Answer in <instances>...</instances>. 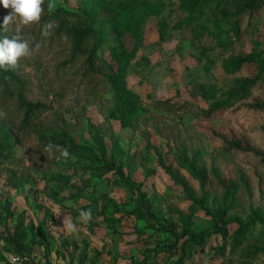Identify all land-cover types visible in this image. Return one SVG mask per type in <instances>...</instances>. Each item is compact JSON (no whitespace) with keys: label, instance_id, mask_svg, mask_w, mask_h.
Returning <instances> with one entry per match:
<instances>
[{"label":"rangeland","instance_id":"rangeland-1","mask_svg":"<svg viewBox=\"0 0 264 264\" xmlns=\"http://www.w3.org/2000/svg\"><path fill=\"white\" fill-rule=\"evenodd\" d=\"M46 1L40 20L22 26L31 55L9 69L19 84L6 88L0 82V124L14 143L6 157L0 155V264L13 256L46 264H175L179 255L168 248L172 238L153 221L127 215L144 211L123 179L145 192L149 209L178 232L187 226L194 235L209 232L186 248L183 264H264L262 225L249 226L237 241L232 235L223 239L158 157L186 180L195 198L202 195L198 181L177 158L185 155L203 167L209 208L221 207L219 176L236 185L230 216L246 222L251 210L264 212V71L244 97L210 117L203 114L226 98L236 80L259 73V64L250 63L226 74L222 63L264 51V0L238 17L237 29L228 4L208 3L188 19L178 0ZM58 6L67 12L66 25L85 26L86 14L95 16L94 71H86L85 54L72 57L68 37L48 20ZM127 6L130 16L114 29V18ZM9 11L0 6V22ZM18 24L10 23L3 34H13ZM19 94L43 107L25 119ZM116 97L136 105L128 127L106 117ZM95 134L119 171H106ZM54 136L92 148L96 159L69 151L64 158L60 146L46 150ZM234 140L256 153L229 148L227 141ZM89 209L91 219L84 221L80 212ZM16 227L21 254L5 239Z\"/></svg>","mask_w":264,"mask_h":264},{"label":"trees","instance_id":"trees-1","mask_svg":"<svg viewBox=\"0 0 264 264\" xmlns=\"http://www.w3.org/2000/svg\"><path fill=\"white\" fill-rule=\"evenodd\" d=\"M260 0H178L179 7L181 10L186 12L188 19H191L196 11H200L206 4L213 3L216 7L222 4H228L230 11L233 16V28H236L238 17L246 11H254L259 4ZM42 5L46 6L47 1L42 0ZM132 9L129 6L120 8L118 14L114 18L113 28L116 29L118 24L130 16ZM67 13L62 7H56V9L47 16L48 20L54 21V30L57 33H64L70 41V49L72 57L77 55H86L84 64L86 65V71H94V61L97 58V48L99 45V39L97 38V32L93 27L95 24V16L92 14H86L87 24L85 26H73L66 25L62 14ZM0 35H4L0 33ZM250 63L259 64V73L252 78L236 80L234 87L227 91L226 98L218 103L213 104L207 111L203 114L206 117H210L214 112L220 110L231 100H235L244 97L249 88L253 87L256 81L259 79L260 73L264 71V51H254L249 54H238L226 58L222 63V69L226 74H234L240 71V69ZM10 69V68H9ZM8 70H0V82L7 84L9 82H17L16 76ZM19 105L24 109L25 119H29L30 115L33 114L34 110H39L43 106L40 103H31L23 99L21 94L18 95ZM158 105H163L166 101L157 102ZM136 105L129 100L122 97H116L112 108L107 113V118L118 121L122 127H128L131 124V120L135 114ZM93 142L96 149V153L100 156V160L104 163L106 171H119L115 165V158L112 153H107V150L101 141L99 135L95 134L93 136ZM13 141L11 139L10 133L0 124V155L6 157L8 153L13 148ZM60 146L63 149L71 152L74 155L84 156L89 159L95 160L97 154L90 147L79 145L74 143L65 137L55 140V136L49 141V145ZM229 148H234L242 151L255 152L249 145L241 144L239 141H227ZM159 157L160 165L163 167L165 172L169 175L170 179L180 185L183 191L186 193L187 198L202 211L204 216L209 217L214 222L213 232L219 234L223 239L229 236H234L235 241L243 238L246 235L247 229L251 225L261 224L263 227V241H264V212L259 209H253L249 212L247 216V221L242 222L239 218L230 216L228 211L234 206L237 189L235 183L227 180L223 177L215 176L216 184L222 189L221 194V207L218 209H211L206 205L205 201V187L207 185L208 173L203 167H199L194 161L189 160L185 155L178 156L177 160L180 165L190 174V176L198 181L201 197L195 198L192 195V191L188 186L185 179L179 176L177 172H174L170 167L165 166L161 162V157ZM123 184L128 187L130 191H133L136 195V202L138 207L144 211V213L139 212V210L127 211V215H133L136 218H143L148 221H153L154 224L159 225L157 228L160 232L168 235L172 238V244L169 248L170 252L177 253L179 258L175 264H183V257L186 252V248L190 246H195L202 242L205 235H209L208 231H204L199 235H194L188 230V226L178 232L173 226L161 221L153 211L149 209L148 202L146 200L145 192L141 191L139 187H135L133 183L128 182L123 179ZM15 234L6 236V240H11L15 242L16 248L15 252L17 254L22 253V244L17 241ZM181 238H184L180 245H178ZM145 262H136L134 264H143ZM5 264H10L6 262ZM82 264V262H79Z\"/></svg>","mask_w":264,"mask_h":264},{"label":"clouds","instance_id":"clouds-1","mask_svg":"<svg viewBox=\"0 0 264 264\" xmlns=\"http://www.w3.org/2000/svg\"><path fill=\"white\" fill-rule=\"evenodd\" d=\"M42 0H0V6L5 9H10L7 15L3 17L0 22V33L8 31V25L15 21H19V24L15 27L14 33L11 35H0V70H8L17 64V61L21 57L31 55L29 43L22 39L23 27L29 25L32 22H38L40 20L42 8ZM52 25H44L43 35H48V29ZM53 146L50 144L47 149H51ZM59 147V146H57ZM60 155L64 158L69 156L67 149H61ZM80 217L84 221L91 219V210L81 211ZM69 231H75L74 225L68 222L66 225Z\"/></svg>","mask_w":264,"mask_h":264},{"label":"built area","instance_id":"built-area-1","mask_svg":"<svg viewBox=\"0 0 264 264\" xmlns=\"http://www.w3.org/2000/svg\"><path fill=\"white\" fill-rule=\"evenodd\" d=\"M8 262L10 264H46L44 261H42L39 258L29 261L25 257H22V259H20V257L18 256H13L10 260H8Z\"/></svg>","mask_w":264,"mask_h":264}]
</instances>
